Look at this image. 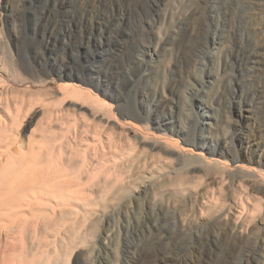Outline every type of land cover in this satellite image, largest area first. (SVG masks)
Listing matches in <instances>:
<instances>
[{
	"label": "rangeland",
	"instance_id": "374dc122",
	"mask_svg": "<svg viewBox=\"0 0 264 264\" xmlns=\"http://www.w3.org/2000/svg\"><path fill=\"white\" fill-rule=\"evenodd\" d=\"M157 20L166 31L155 49ZM0 82V102L25 115L24 151L46 153L56 180L92 203L78 217L93 215L59 205L34 212L56 218L3 222L0 264H21L20 246L30 263L264 264V0H0ZM61 83L111 111L63 98ZM127 120L156 134L182 130L180 145L195 152L200 131L249 147L257 164L242 161L256 176L187 168L175 156L162 163L158 149H133L152 133ZM241 185L262 189L245 210Z\"/></svg>",
	"mask_w": 264,
	"mask_h": 264
},
{
	"label": "bare ground",
	"instance_id": "6f19581e",
	"mask_svg": "<svg viewBox=\"0 0 264 264\" xmlns=\"http://www.w3.org/2000/svg\"><path fill=\"white\" fill-rule=\"evenodd\" d=\"M164 19L165 17L163 20ZM151 25L158 30V40L155 45L156 49L158 44L163 42V37L165 36L164 31H166V29L161 20L153 21ZM63 77H70V75L60 76V78ZM59 85L60 87L58 88L59 91L62 92L63 98H79L82 100V103L89 104L93 109H109V111H111V104L109 105L106 101L99 99L96 94H93L90 91L84 92L86 89L84 91L76 89L75 86L69 83H61ZM154 86H152V88L158 89L159 91L157 93H161V99H164L165 94L168 92V87L165 86L164 83L162 85L157 83V85ZM154 92L156 93V90H154ZM196 96L205 98V91L203 89H196ZM165 103L164 100L160 101L155 106V109H164ZM17 107L15 106V108ZM83 107L84 104L79 105V108ZM0 108L3 109L5 116L10 120L8 124L0 113V224L3 222L20 224L29 219L41 220L56 218L54 217V213L51 214L47 212L46 215H43L41 212L35 214L34 212L39 208L59 205H66L72 208L68 213L70 217L82 220L92 218V214H82L78 217L79 208L81 206H83V208L89 207L92 203L87 202L88 199L82 198L78 192L70 189L71 185L69 182L56 180V175L60 173L58 170L54 169L52 165L46 162L48 159L46 153L34 152L33 150L31 153H26L24 151L22 143L18 140V132L21 125H23V119L25 117V115L22 117L23 111L21 112L20 109L11 111V107H9L8 104H2V102H0ZM24 108L25 107H23V109ZM126 123L133 127H138L143 133H152V135L149 136L150 139H147V141H152V144H148L145 142L146 139L141 138L142 140L133 142L132 146H134L133 149H135L139 144H144L146 145V149H158V157L162 163H167V160L169 159L167 156H175L174 159L179 161V163H181L182 160L186 162L187 164H184V167L187 168L188 166H192L196 161H200L208 169L222 171L223 173H231V171H233L240 173V177L256 176L254 174V170L256 169L254 167L249 169L251 168V165H245L242 161L246 160L249 164H257V161L253 156L244 155L242 152L243 149H247L249 153V147L242 148L240 144L228 145L226 143L227 139L225 138L216 143H210L209 139H212L210 135L211 132H209L208 135H204L203 131H200L193 135L194 140L198 142L196 144L198 146L197 150H199L198 152H195L191 147H188L192 145L189 142L182 140L183 145H180L179 138L184 136L182 130H170L164 125L163 131H165V133L156 134L151 132L147 124L140 127L129 120H127ZM160 143L165 147L162 144L163 147H158L157 144ZM237 148L239 149L237 150ZM187 150L190 152H187ZM204 150L210 152L211 156H213L210 160L203 156L202 152ZM186 152L188 154H186ZM229 157H231V162L234 164L233 168L228 167ZM198 170L201 169H193V171ZM223 178L224 177H222V180H224ZM259 178L261 182L264 183V178L261 176H259ZM241 188L243 195L238 198L237 204L240 209L245 210V207L252 204L256 194L261 192L262 189L259 187H253V192L251 193L246 191L245 186ZM205 197L207 201L203 206L208 209L215 208L218 198L213 195L211 196L210 194ZM250 213V211H247V218L253 217ZM64 216H61V218L66 217ZM13 231H17L16 227L13 228ZM3 241V239H0V246L3 245ZM19 252V259L23 258L21 264H44V262L40 260H37L35 263L28 262L26 260V250L23 246H20Z\"/></svg>",
	"mask_w": 264,
	"mask_h": 264
}]
</instances>
